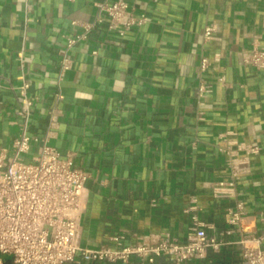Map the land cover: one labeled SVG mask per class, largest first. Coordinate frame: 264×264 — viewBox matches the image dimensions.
<instances>
[{"label": "crops", "instance_id": "obj_1", "mask_svg": "<svg viewBox=\"0 0 264 264\" xmlns=\"http://www.w3.org/2000/svg\"><path fill=\"white\" fill-rule=\"evenodd\" d=\"M114 1L0 0V147L20 133L12 87L28 82L39 140L26 159L47 136L88 173L80 248L156 244L166 234L186 243L197 216L222 244L191 264H244L240 241L257 245L264 228V70L246 60L255 44L264 47V0H127L146 23L125 35L106 21L87 30L99 3ZM230 152L246 161L235 193L224 196L215 189L232 178ZM231 210L242 212L240 226L230 224ZM67 264L171 261L78 252Z\"/></svg>", "mask_w": 264, "mask_h": 264}, {"label": "built area", "instance_id": "obj_2", "mask_svg": "<svg viewBox=\"0 0 264 264\" xmlns=\"http://www.w3.org/2000/svg\"><path fill=\"white\" fill-rule=\"evenodd\" d=\"M105 21L109 30L125 35L134 26L146 23L148 17L131 8L127 0L102 2L99 3L95 22L88 24L86 29ZM214 30V26H207L205 35L209 38ZM86 37L87 34L83 33L70 38L68 46ZM246 60L259 70H264V47L255 44ZM66 61L64 69L69 67ZM208 65L209 59L203 57L202 67ZM12 88L19 96L17 113L20 133L13 140L11 148L0 147V264H3L5 256L12 257L15 264H67L76 260L78 252L86 259L128 261L136 255L153 262L156 257L167 256L171 264H191L194 258L203 256L208 248H218L222 244L218 236L210 234L206 225L194 216L191 225L193 234L186 243H179L166 234L156 244L142 243L96 250L80 248L79 221L88 173L74 164L71 155L63 156L55 146L50 145L47 136L42 139L37 153L31 159H26L25 154L30 151L32 142L39 140L31 133L34 98L29 95L28 82L23 81ZM203 90L208 91V88L202 85L200 91ZM61 98L58 92L57 100ZM49 115L50 126L57 127L56 106L50 109ZM222 150L228 152L224 148ZM245 161H239L230 152L228 164L232 168V178L218 183L215 189L217 194L225 196L235 193ZM242 218L241 211H230L231 225L240 226ZM261 221L264 227V215ZM255 240L257 245L240 241L244 264H264V228Z\"/></svg>", "mask_w": 264, "mask_h": 264}, {"label": "trees", "instance_id": "obj_3", "mask_svg": "<svg viewBox=\"0 0 264 264\" xmlns=\"http://www.w3.org/2000/svg\"><path fill=\"white\" fill-rule=\"evenodd\" d=\"M3 264H15V263H14L12 257H10V256H5V257H4V262H3Z\"/></svg>", "mask_w": 264, "mask_h": 264}]
</instances>
